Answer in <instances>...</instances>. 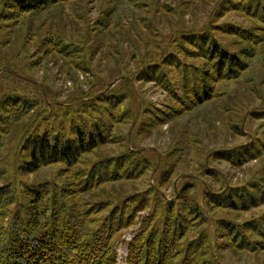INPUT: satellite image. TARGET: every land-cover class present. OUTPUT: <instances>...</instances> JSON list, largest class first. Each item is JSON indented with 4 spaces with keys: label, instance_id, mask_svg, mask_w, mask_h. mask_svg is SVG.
<instances>
[{
    "label": "trees",
    "instance_id": "obj_1",
    "mask_svg": "<svg viewBox=\"0 0 264 264\" xmlns=\"http://www.w3.org/2000/svg\"><path fill=\"white\" fill-rule=\"evenodd\" d=\"M69 1L0 0V67L38 82L0 72V264H117V242L134 226L126 264H233L222 260L225 251L264 256V105L248 112L261 122L245 143L213 150L198 172L178 171L188 145L198 141L199 120L210 121L202 116L207 107L254 80L264 46V0H200L208 3L203 23L167 33L154 27L156 13L181 16L198 0H177V11L167 2L94 0L99 16L85 22L80 39L56 30L52 19L43 31L57 6ZM151 9L150 20L142 16ZM108 35L118 37L106 80L93 77L86 90L76 85L63 103H52L62 90L32 72L60 59L73 82L78 70L94 75L92 56ZM121 75L131 78L141 102L129 137L131 82L106 87ZM146 85L162 98L147 97ZM163 125L173 138L167 150L138 144ZM229 127L245 133L239 124ZM213 157L234 168L259 165L233 183L211 167ZM255 260L240 264H264Z\"/></svg>",
    "mask_w": 264,
    "mask_h": 264
},
{
    "label": "rangeland",
    "instance_id": "obj_2",
    "mask_svg": "<svg viewBox=\"0 0 264 264\" xmlns=\"http://www.w3.org/2000/svg\"><path fill=\"white\" fill-rule=\"evenodd\" d=\"M145 1H157L159 3V6L167 2L177 11V0ZM199 1L200 0L197 1V8H193V12L190 10H183L181 11V16L179 14H165L164 12L159 11L155 16L156 21H153L154 27H156V29L162 33H167L168 31H170V29L177 25H201L206 17V13L204 10L208 7V3L201 5L203 3H199ZM98 5L94 0H71L63 6H57V8L55 9V13L53 12V17L52 15L49 16L44 27H42V30L44 31L51 25L50 23L52 19L53 25L56 26V30L58 29L61 32H64L65 36H69L72 39H80L82 37V34L84 33L85 22L91 23L96 17L99 16ZM152 15V9L149 12L147 10L145 12H142V16H145L149 20L152 18ZM220 19H223V17H221ZM138 28H140V34L143 35V37H146L148 34L147 28L144 25H140ZM89 36V41H93V39L95 38L94 34L91 33ZM117 37L118 36L113 35L106 36V43H103L102 49L93 54L91 61V72H93L94 75H92L91 73H83L81 70H78L75 72V74L73 73V75L78 76L76 82H73L62 73L63 69L67 68L68 66L64 64V61L60 59H58L57 62L51 60L48 63L47 70H44V68H37L32 73L38 80L44 79L45 74L49 76V80H46L45 82H47L50 88L62 90L59 101L63 103L65 101L66 93L72 90L74 86L80 85L83 90H86L88 88L89 80L93 79V77H95L93 79L94 81L102 82L106 80L107 71L112 65H114V60L117 57L116 48L113 46L117 41ZM122 45L125 49H127L126 43H123ZM260 51L261 54L260 59L258 60L256 71H252L254 80L250 83H241L237 87H232L226 94L213 100V102L207 107V112L202 116L208 118L210 121L207 122L205 120H199L200 132L199 135L196 136V139L198 141L194 144L188 145L190 146V148L187 152V161H182L180 163V167L178 170L179 172L185 171V173L192 174L194 172H198L197 170L199 169V162L205 160V163H207L209 156L213 150L219 148H229L231 146H239L241 143L246 142L247 136H251V134L256 132V129L261 121L249 115L248 112L264 105V60H261L264 58V46L260 48ZM131 66L132 65L129 64V67ZM59 71H61V74L58 73ZM55 74H58L59 77L55 78ZM17 84H19V82H17ZM50 90L52 91V89ZM146 95L153 101H157L163 96L162 92L154 86L146 87ZM229 123L239 124L240 128L245 133L243 135L234 134V132L229 127ZM172 140L173 138L170 136L169 128L167 127V125H163L161 129L155 130L151 137H146L139 140L138 144L143 146L144 148H160L162 150H167L171 145ZM112 149L116 150L118 149V146L114 145L112 146ZM7 150H9L8 147ZM7 150L5 149L4 151ZM158 164L153 168V172L157 169ZM210 165L211 167H214L217 170L226 173L228 179H230L233 183H238L239 181L248 178L252 174L253 170L257 169L259 160L251 161L241 168H234L224 159L213 157L210 160ZM179 177L174 180L175 188L176 182ZM205 178L207 179V177ZM141 184L142 183L140 181L135 183L137 187H140ZM246 214L248 215L250 214V212ZM136 228L137 226H134L126 230L121 235L120 240L117 242V264H126L125 256L127 252V241L131 238ZM257 257L261 261L262 259H264V256H255L252 253L248 252L233 254L230 251H225L223 253L222 260L233 264H240L256 261L255 259Z\"/></svg>",
    "mask_w": 264,
    "mask_h": 264
},
{
    "label": "water",
    "instance_id": "obj_3",
    "mask_svg": "<svg viewBox=\"0 0 264 264\" xmlns=\"http://www.w3.org/2000/svg\"><path fill=\"white\" fill-rule=\"evenodd\" d=\"M3 70L8 71V72H10V73H12V74H14V75L20 77V78H23V79H26V80H29V81H32V82L38 83L36 80H34V79L28 77V76L25 75L24 73H21V72L15 70V69H13V68H11V67H9V66H2V67H0V72L3 71ZM123 78H126V79H128V80L131 82V85H132L133 91H134V93H135V115H134V118H133L132 123H131V125H130V127H129V130H128V137H129V135H130V131H131L133 125L135 124V122H136V120H137V117H138V115H139L140 104H141V102H140V98H139V94H138V92H137V90H136V88H135V85H134V83L132 82L131 78H129V77H127V76H124V75H121V76L116 77V78L113 79L112 81L108 82L107 85H106V87H109V86L113 85L116 81H118V80H120V79H123ZM39 84H40V83H39ZM40 87H41V90H42V92H43V94H44V96H45V98H46V91H45L44 87H43L41 84H40ZM52 103H61V101H56V102H52ZM158 162H159V154L157 155V163H156V165L158 164ZM155 167H156V166H155ZM175 189H176V188H175Z\"/></svg>",
    "mask_w": 264,
    "mask_h": 264
}]
</instances>
